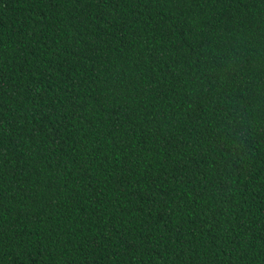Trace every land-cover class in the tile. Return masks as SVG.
<instances>
[{"label":"trees","instance_id":"trees-1","mask_svg":"<svg viewBox=\"0 0 264 264\" xmlns=\"http://www.w3.org/2000/svg\"><path fill=\"white\" fill-rule=\"evenodd\" d=\"M0 264H264V0H0Z\"/></svg>","mask_w":264,"mask_h":264}]
</instances>
